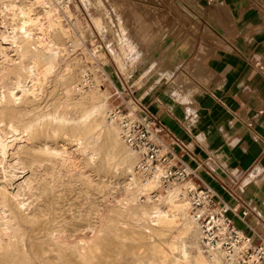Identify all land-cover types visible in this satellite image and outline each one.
<instances>
[{
  "label": "rangeland",
  "instance_id": "obj_1",
  "mask_svg": "<svg viewBox=\"0 0 264 264\" xmlns=\"http://www.w3.org/2000/svg\"><path fill=\"white\" fill-rule=\"evenodd\" d=\"M175 1L179 0H0V45L9 56L13 55L10 42L22 37L21 28L26 23L32 24V48H36L38 37L45 38L52 45L51 56L43 59L49 65L48 74L41 79L32 73L31 78L24 80L23 89L27 91L26 97L32 101L33 107H38L33 111L34 116L39 117L43 111L49 110L57 117L50 126L41 125L42 120H37L29 133L38 147L45 141L56 156H45L37 149L36 152H28L22 141L18 142V130H10L0 122L1 140L22 146L18 157L24 161L18 160L15 173L18 185L28 182L25 189H18V197L14 199L18 202V209L10 208L18 217V243L0 254V264H195L198 252L207 261L213 259L209 249H204L191 231L178 234L182 227L180 223L157 226L150 222L148 216L141 214L156 202L158 190L165 188H159L154 180L152 189L143 191L139 188L147 179L135 174L136 153L131 165L136 184L129 180L126 165L119 162L112 161L110 171L101 176L93 168H86L83 176L75 174L79 172L77 169L70 173L77 188V198L69 194L66 184L70 175L61 168L65 153L76 151L78 157L85 156L79 149V136H73L65 124L84 114L87 133L94 135L98 144L102 143L106 130L119 134L118 127L107 118L109 108L116 104L110 98L111 89H120L122 85L132 87L127 83L132 70L140 71L149 63L151 67L160 65L164 54L162 37L174 31L178 19ZM120 24L125 27L126 39L117 31ZM39 27L41 33L40 29L37 30ZM2 36L6 37V42ZM35 64L40 66L39 62ZM27 65L34 69L32 63ZM146 75L147 72H142L138 81ZM121 141L120 148L129 150ZM15 158L9 151V164L0 169V177L16 176L12 167ZM22 167L28 169L27 174ZM52 178L57 181L55 187L60 185L58 190H63L56 195L66 199L64 204L52 203L54 200L50 193L38 196L35 191L39 184ZM177 186L182 187L187 195L186 188L191 186V181ZM164 191H174L180 198H185L178 187ZM38 198L39 203L32 201ZM45 211L60 215L56 221L62 222V236H70L69 241H77L80 234L87 242L84 249H75L73 243L54 245L53 241L47 242L48 238H43L38 232L44 227L42 212ZM188 216L187 210L186 220ZM95 230L99 231L97 241L88 240ZM94 243L97 244L93 248L86 249ZM76 244L79 247L83 245L80 241Z\"/></svg>",
  "mask_w": 264,
  "mask_h": 264
},
{
  "label": "crops",
  "instance_id": "obj_2",
  "mask_svg": "<svg viewBox=\"0 0 264 264\" xmlns=\"http://www.w3.org/2000/svg\"><path fill=\"white\" fill-rule=\"evenodd\" d=\"M174 4L160 65L132 70L127 83L188 151L185 161L199 164L200 179L222 201L240 195L264 222V0Z\"/></svg>",
  "mask_w": 264,
  "mask_h": 264
},
{
  "label": "bare ground",
  "instance_id": "obj_3",
  "mask_svg": "<svg viewBox=\"0 0 264 264\" xmlns=\"http://www.w3.org/2000/svg\"><path fill=\"white\" fill-rule=\"evenodd\" d=\"M19 13H21V12H19ZM28 21H26V22H28ZM120 22H121V20H120ZM0 25H2V24L0 23ZM5 27H6V25H5ZM123 27H124V25L120 24L118 26L117 31L120 33V35L123 39H126L127 37L125 35V33H126L125 27L124 28ZM0 29H1V27H0ZM39 29H40V27L37 30L39 31ZM21 30H22L21 31L22 37L20 39H18V41L12 38L13 40L10 42L11 43L10 44L11 49H12L10 51L13 52L12 56H9L8 51L5 50L4 48H2L0 45V122H3L4 125H6L10 130H13V129L18 130V142L21 140L22 142L21 141L20 142H21L22 146H24V147L26 146L28 148V152L33 153V151H35V149H37L39 153H41L45 156H53V155L56 156V153L51 152L49 147L45 144V141H43L40 144V146L38 147V145H36V143L33 141V138L29 137V133L32 130V127L35 125L37 120H40V122L42 120L41 125L46 124V125L50 126V125H52V123L54 122V120L57 117L52 113V111H49V110L43 111V113L39 117L34 116L33 111L36 110L38 107L37 106L33 107L32 101L27 99V97H26L27 91L23 89L24 80L26 78H31L32 73L36 74L37 76H40L39 78H41V79H42L41 76L45 77L48 74L49 65L45 64L43 59L47 58L48 56H51L52 51H51L50 47L52 45L50 44L49 41H46L45 38L41 39L38 37V39L35 42L37 44L36 48H32V40H31L32 39V36H31L32 35V24L27 25V23H26L21 28ZM41 32H42V30L40 29V33ZM6 34L7 33H5V35ZM5 38L6 37H4V36L1 37V39L3 41L6 40ZM127 41H128V39H127ZM24 60L26 62H24ZM35 62H39L40 66H38V64H35ZM31 63L33 64L34 69H31L28 67L27 64H31ZM206 73H207V71H206ZM36 81H37V79H36ZM26 84H27V82H26ZM32 87H34V86H32ZM79 102H81V101H79ZM74 106H75V104H74ZM96 109H98V108H96ZM82 111H83V109H82ZM85 115H87V114L85 113ZM95 115H96V112H95ZM107 115H108V113H107ZM83 119H84V114L81 115V117L79 119H76L75 121L71 120L72 123L69 122V124L64 125L66 128H69L72 131L73 136H79V140H81L79 142V144H80L79 149L82 153H85V156H82V157H78V155H76V151H75V153L74 152H71L69 154L65 153L66 156H65V158H63V162H61L62 170L70 175L69 180L66 184L69 188V194L72 195L73 198L78 197L77 188H75L73 185V182H74L73 181V174H70L71 172L79 169V172L75 173V174H79V175L83 176L86 168H90V169L93 168L92 170L98 176H101V175L107 174L110 171L112 161L119 162L120 164L126 165L125 166V172L129 173V176H130L129 180L131 179L132 183L136 184V178L134 177V175H133L134 172L132 173V169H131L132 168L131 165H132L133 161L135 160V156H136L135 153L131 149H129L128 147L127 148L129 150L122 148V147L120 148V145H121L120 139L121 138L119 139V136H118L119 134H117V132L114 130L110 131L109 128H108L109 129L108 131L105 129L106 130L104 132L105 134H104V136H102L103 141L101 140L102 143L98 144L94 135H92L91 133L90 134L87 133V126H86L85 121ZM92 120H94V119H92ZM100 120H102V119H100ZM108 121L110 123L114 124L109 119H108ZM96 122H98V121H96ZM106 128H107V126H106ZM98 129H99V127H98ZM35 131H37V130H35ZM98 135H100V134H98ZM101 141H99V142H101ZM121 143H122V141H121ZM21 144L17 143L15 145L14 144L10 145V144L3 142L0 138V169H4L9 164L7 162V160H8L9 151H10L11 156H16V158L13 162V163H15V165L13 164L12 167L14 169V174L17 173V171H18V169H17L18 168V160H23L20 156L18 157V154L22 148ZM12 151H13V153H11ZM57 154H60V153H57ZM76 159L78 161H76ZM32 161H34V160H32ZM39 161H40V159L36 160V162H39ZM22 169H23V172L27 174L28 169H26L25 167L24 168L22 167ZM123 172H124V170H123ZM135 174L138 175L139 177H141L143 180L147 179L143 183H141V182H140L141 184L139 183L140 184L139 188H141L143 191L150 190L154 187L153 180L158 185L156 177L145 178V177H142L140 174H138L136 171H135ZM11 176H8V178L0 177V254L2 252H4L5 249H7L8 247L15 246L18 243V240H16V239H18V217L13 213V211L10 208L14 207V208L18 209V202H15V200H14L16 197H18V194H19L18 189H21V188L25 189L28 185V182H26L24 184L21 183L20 185H18V175H16L15 177H11ZM138 181H140V180H138ZM56 182L57 181L54 178H52V180H50V181H43L41 184L38 185V187L35 189V191L38 193V196H42L43 194L50 193V195L52 196V199L54 200L52 203H55L57 205H59L61 203L64 204L66 202V199H63L60 196L56 195L57 193L63 191L62 189L58 190L60 185L55 187ZM158 187H159V185H158ZM173 187H178V190L180 191L181 195L184 196L186 199L182 198V197L180 198L179 196H177L176 193H174V191L173 192L164 191V190L170 191V189H172ZM181 188L182 187L177 186V185H171L170 187L165 188L164 190H158L159 195L157 196V198H155L156 202L152 206H150L149 210H142L141 214L144 217L148 216L150 222L154 223L157 226H171V225H175V224L178 225V223H180L182 225V227L178 231V234H187L188 232L191 231L194 239L196 241H198L199 240V232H198V228H197L196 223L193 221V219L190 216H188L187 220L185 218V214H186L187 210L189 209V200H188L187 195L185 194L184 191L181 190ZM135 190H137V189H135ZM19 191H21V190H19ZM155 191H157V190H155ZM69 199H70V197H69ZM32 201L39 203L40 199L39 198L36 200L32 199ZM63 204L61 206H63ZM139 210H141V209L139 208ZM101 214H103V213H101ZM42 215L45 216L44 217V227H41L38 230V232L40 234H42L43 238H48L47 242L53 241L54 245H57L59 242H63L66 244L73 243V246L75 249H77V248L84 249V244H87V242L81 238L82 236L80 234H79L80 238H77V241L76 240L69 241L68 238L70 236H68L67 238L65 236L64 237L62 236L63 231L60 230L62 227V222L56 221V220H58V218H60V215H56L54 212L48 213L46 211L42 212ZM131 215H134V211H131ZM98 221H99V219H98ZM95 222L96 221H94V223ZM99 227H100V225H99ZM103 227H104V225H103ZM153 231L158 232V230H155V229H153ZM98 232H99L98 230H95L93 235H92L93 238L91 236V238L88 240L95 241L97 239ZM85 239L87 240V238H85ZM172 239H174V238H172ZM79 241L83 243V245H81L80 247L76 244V242L79 243ZM95 244H97V243H94L92 245V247L89 246L86 249L90 250L91 248H93L95 246ZM209 253L213 256V259L211 260V262L207 261L206 258L200 252H198L196 255L195 261H194L195 264H237V263H234L231 260H229L218 249H209ZM184 256H185V254H184ZM174 264H177V262L176 263L174 262Z\"/></svg>",
  "mask_w": 264,
  "mask_h": 264
},
{
  "label": "built area",
  "instance_id": "obj_4",
  "mask_svg": "<svg viewBox=\"0 0 264 264\" xmlns=\"http://www.w3.org/2000/svg\"><path fill=\"white\" fill-rule=\"evenodd\" d=\"M108 119L119 129L124 144L137 155L135 171L142 177H156L160 188L181 185L189 200L188 213L196 223L204 249H218L237 264H264V222L250 205L231 192V203L222 201L215 189L197 175L185 157L190 154L156 115L138 99L132 87H112ZM177 145V150L175 149ZM255 218V226L249 221Z\"/></svg>",
  "mask_w": 264,
  "mask_h": 264
}]
</instances>
